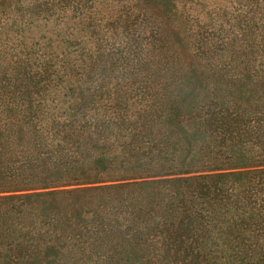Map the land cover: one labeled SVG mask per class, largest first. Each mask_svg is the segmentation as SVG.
<instances>
[{"label": "rangeland", "instance_id": "rangeland-1", "mask_svg": "<svg viewBox=\"0 0 264 264\" xmlns=\"http://www.w3.org/2000/svg\"><path fill=\"white\" fill-rule=\"evenodd\" d=\"M248 4L0 0V221L9 236L13 217L46 238L61 231L83 252L80 262L74 251L62 261L43 247L33 262L24 248L15 264H264L260 111L219 147L204 139L198 109L214 90L205 86L212 72L197 46L212 35L216 47L238 36L233 20ZM229 91L227 100L238 102ZM67 123L74 135L61 132ZM85 140L102 146L86 152ZM150 158L168 160L178 174L134 178L157 170ZM219 172L225 201L188 187L186 177L206 187ZM182 190L191 251L171 263L164 224L180 220ZM21 239L33 257V238ZM9 250L0 251V264H13Z\"/></svg>", "mask_w": 264, "mask_h": 264}, {"label": "trees", "instance_id": "trees-1", "mask_svg": "<svg viewBox=\"0 0 264 264\" xmlns=\"http://www.w3.org/2000/svg\"><path fill=\"white\" fill-rule=\"evenodd\" d=\"M248 2V6H251L252 9L238 12L233 20L235 27L240 31L238 36L230 38V35H228L226 40L224 39L220 46L217 45L216 47L215 44L218 43V40L215 35H212L206 37L205 40H202L197 46L196 54L199 63L203 65L206 63L212 74L216 72L218 77V81L213 82L212 74L203 75L206 83L205 86L214 91L212 95L205 98L199 105V115H201L200 128L205 135H208L204 139L208 140L215 138V140L219 141V147L225 144V138L231 140L236 139L235 131L238 130L237 126L239 125L240 127L247 122L253 109H259L260 111V113L256 115V123L259 127L258 131L264 133V3H260V0H248ZM262 2H264V0H262ZM36 7L35 5V9ZM220 15L224 16L225 14L221 13ZM89 31L96 39V35L99 31L98 28L91 25ZM94 42L96 44V41ZM212 42L213 44H211ZM95 63L96 60L93 62L92 67ZM44 71H47V69ZM229 90L235 93V99H237L238 102L232 103L227 100V91ZM242 98L246 100L244 107L238 106L239 102L240 105L242 104ZM83 131L86 133L85 127ZM61 132H69L70 135H74L75 130L73 124H64ZM61 138H65V136H61ZM94 141L96 143L90 142L89 140L80 142L79 148L85 149L86 152H91L94 149L99 150L102 146L101 143L96 140ZM63 142L66 144V140L62 141V143ZM150 148L152 147H148V149ZM190 150V144H188L185 152H189ZM184 158L185 155L181 157V159ZM102 161L103 159L100 158L94 162L99 164ZM167 163L168 160L163 158H150L147 164L150 166H152V164L157 165V170L152 173L146 172L137 174L134 178L177 175V172L175 173L170 170L171 167L170 169L169 167L167 168ZM224 173L225 172L216 173L218 175H214L213 180H211V183L206 187L195 181L198 180L197 178L199 177H186L187 180H189V182H187L189 183L188 187L194 190L197 197H209L210 200L217 201L220 199L221 201H225L226 196L222 195V197L219 198V189L225 185L222 179V174ZM181 178L182 177H179L177 179L182 180ZM180 192L182 195V216L177 222V225L170 224L166 227V224H164V229L166 231L164 235L165 244L169 252L167 258L171 263L186 261L185 259H188L189 255L187 253L191 251V246L188 245L190 221L188 220L187 213L189 210L185 206L189 205L187 204L189 199L186 196L185 190ZM242 202L244 201L240 203ZM228 204L230 203H227V205ZM18 219L21 218H12L13 224L11 225L10 236L7 232L5 233L7 222L0 221V251H8L10 247V261L22 257L23 252L25 254L26 250L30 253L28 258H33V262L35 260L37 261V259H40L43 251L37 252V250L43 247L49 248L50 250L53 249L55 251L54 253H56L55 258H61V255L67 257L72 251L76 252L75 249L70 248L68 241L63 240V232L61 234V231H58L57 233L59 236L51 235L49 238H46L47 234H45V232L41 234L33 229L31 230L27 224L18 222ZM20 224H22V226H20ZM21 237V241L33 238V257L32 251L29 249V247H32V244L27 243L22 245L20 243L21 246L18 244V239ZM43 243H45V245H43ZM64 243L65 249L62 248ZM20 247H22L23 250L19 249ZM24 248H26V250ZM82 253V250H80L74 255L78 262L82 260ZM61 260L63 261V258H61ZM11 262L13 264L16 263L14 260Z\"/></svg>", "mask_w": 264, "mask_h": 264}]
</instances>
